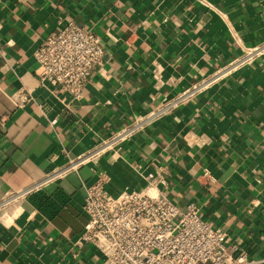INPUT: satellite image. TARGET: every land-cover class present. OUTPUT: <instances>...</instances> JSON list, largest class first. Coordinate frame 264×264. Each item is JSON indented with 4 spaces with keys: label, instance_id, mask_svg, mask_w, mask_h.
<instances>
[{
    "label": "crops",
    "instance_id": "1",
    "mask_svg": "<svg viewBox=\"0 0 264 264\" xmlns=\"http://www.w3.org/2000/svg\"><path fill=\"white\" fill-rule=\"evenodd\" d=\"M68 20L105 48L82 98L35 73V51ZM0 24V204L49 179L20 212L0 208V264H101L71 244L99 174L113 194L194 201L230 250L264 257V0H0Z\"/></svg>",
    "mask_w": 264,
    "mask_h": 264
},
{
    "label": "built area",
    "instance_id": "2",
    "mask_svg": "<svg viewBox=\"0 0 264 264\" xmlns=\"http://www.w3.org/2000/svg\"><path fill=\"white\" fill-rule=\"evenodd\" d=\"M1 29L0 24V33ZM258 50H251L243 61ZM33 59L38 78L82 98L90 77L105 62V48L94 29L68 20L43 39ZM191 94L189 90L183 98ZM18 95L27 99L32 96L26 86ZM142 127L143 121L124 127L103 143V150ZM48 180L12 193L11 204L2 202L0 208L13 209L15 201H22ZM152 189L113 194L106 175L99 174L85 185L82 211L87 221L82 233L71 242L73 248H95L101 264H264V257L250 256L240 244H232L230 250L227 232L201 215L194 201L180 206L168 198L163 188Z\"/></svg>",
    "mask_w": 264,
    "mask_h": 264
},
{
    "label": "rangeland",
    "instance_id": "3",
    "mask_svg": "<svg viewBox=\"0 0 264 264\" xmlns=\"http://www.w3.org/2000/svg\"><path fill=\"white\" fill-rule=\"evenodd\" d=\"M15 202H16V204H14L15 206H14L13 210L16 209V208H20L22 206V201L17 200Z\"/></svg>",
    "mask_w": 264,
    "mask_h": 264
}]
</instances>
